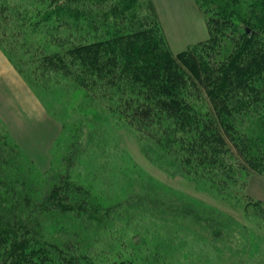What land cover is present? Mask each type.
Returning <instances> with one entry per match:
<instances>
[{"label":"trees","instance_id":"obj_1","mask_svg":"<svg viewBox=\"0 0 264 264\" xmlns=\"http://www.w3.org/2000/svg\"><path fill=\"white\" fill-rule=\"evenodd\" d=\"M195 2L208 37L177 53L154 15L131 16L98 38L96 0H0V46L31 84L58 75L108 97L195 177L236 186L239 174L264 171V0ZM139 3L117 0L111 8L135 14ZM6 139L0 136L1 264H96L103 233L128 205L106 206L69 169L35 173ZM167 203L173 218L189 210Z\"/></svg>","mask_w":264,"mask_h":264},{"label":"rangeland","instance_id":"obj_2","mask_svg":"<svg viewBox=\"0 0 264 264\" xmlns=\"http://www.w3.org/2000/svg\"><path fill=\"white\" fill-rule=\"evenodd\" d=\"M7 1L35 6L42 0ZM115 1L96 0L98 38L131 16L152 15L173 53L208 37L195 0H140L137 14L112 11ZM40 80L25 79L0 46V136L35 173L69 169L73 182L106 206L128 205L103 233L96 264H264V207L249 201L264 206V171L218 187L131 127L108 97L66 77ZM166 200L190 214L173 218Z\"/></svg>","mask_w":264,"mask_h":264}]
</instances>
